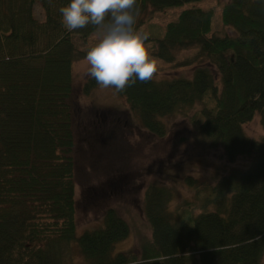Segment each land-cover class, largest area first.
Segmentation results:
<instances>
[{
	"label": "trees",
	"instance_id": "16d2710c",
	"mask_svg": "<svg viewBox=\"0 0 264 264\" xmlns=\"http://www.w3.org/2000/svg\"><path fill=\"white\" fill-rule=\"evenodd\" d=\"M189 1L196 0H137L135 26ZM69 2L0 0V264H264V138L244 128L256 113L264 127V0L223 5V25L235 35L213 33V11L184 10L163 37H149L151 55L176 68L195 66L193 77H154L119 92L158 137L167 135L166 117L199 107L190 120L204 143L222 148L229 162L250 160L212 187L198 214L190 202L172 210L174 192L150 184L144 201L152 238L140 255L114 254L131 232L115 208L103 225L78 235L73 65L87 54L77 41L96 29L66 30L59 9ZM189 49L195 52L177 57ZM96 87L89 77L83 92Z\"/></svg>",
	"mask_w": 264,
	"mask_h": 264
},
{
	"label": "rangeland",
	"instance_id": "374dc122",
	"mask_svg": "<svg viewBox=\"0 0 264 264\" xmlns=\"http://www.w3.org/2000/svg\"><path fill=\"white\" fill-rule=\"evenodd\" d=\"M228 1L196 0L170 6L147 14L146 22L139 29L148 32L149 37H163L167 25L177 21L184 10L200 8L213 11V33L235 35L234 29L222 22V7ZM35 14L44 17L39 3L35 6ZM99 38L96 31L87 42L77 41V45L88 52ZM194 52L195 49L181 51L177 57L184 58ZM156 61V79L193 77L195 66L176 68ZM88 68L86 57L73 65V157L78 235L103 225L107 209L115 208L129 223L131 232L126 240L116 245L114 254L136 252L140 255L142 242L152 238L144 201L150 184L166 186L174 192L170 204L172 210L190 202L196 206L195 214H198L212 187L234 169H247L250 160L240 157L229 162L222 148L211 149L204 143L190 120L199 107L188 115L166 117L168 132L165 137L151 134L131 111L126 98L114 89L100 91L96 87L89 94L83 92L89 79ZM244 128L252 139L264 138L259 113ZM188 177L196 181L189 184Z\"/></svg>",
	"mask_w": 264,
	"mask_h": 264
},
{
	"label": "clouds",
	"instance_id": "9594fccd",
	"mask_svg": "<svg viewBox=\"0 0 264 264\" xmlns=\"http://www.w3.org/2000/svg\"><path fill=\"white\" fill-rule=\"evenodd\" d=\"M61 22L68 31L92 25L99 34L86 60L87 75L100 91H125L137 83L151 81L158 71L151 55L149 33L138 29L137 0H70L59 9Z\"/></svg>",
	"mask_w": 264,
	"mask_h": 264
}]
</instances>
